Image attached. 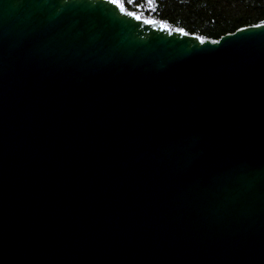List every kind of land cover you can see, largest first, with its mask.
<instances>
[{
  "label": "water",
  "instance_id": "95a60500",
  "mask_svg": "<svg viewBox=\"0 0 264 264\" xmlns=\"http://www.w3.org/2000/svg\"><path fill=\"white\" fill-rule=\"evenodd\" d=\"M128 11L0 0V264H264V26Z\"/></svg>",
  "mask_w": 264,
  "mask_h": 264
},
{
  "label": "trees",
  "instance_id": "16d2710c",
  "mask_svg": "<svg viewBox=\"0 0 264 264\" xmlns=\"http://www.w3.org/2000/svg\"><path fill=\"white\" fill-rule=\"evenodd\" d=\"M155 5L151 9L145 0H125L126 10L210 39L264 21V0H155Z\"/></svg>",
  "mask_w": 264,
  "mask_h": 264
},
{
  "label": "snow or ice",
  "instance_id": "6c2138e0",
  "mask_svg": "<svg viewBox=\"0 0 264 264\" xmlns=\"http://www.w3.org/2000/svg\"><path fill=\"white\" fill-rule=\"evenodd\" d=\"M126 2L128 4H131V3H133V0H126ZM109 3L118 7L121 12H125V0H109ZM145 3L147 5V7L151 8V9H154L156 7L155 0H145ZM137 7H139V5H137ZM126 14L128 16L134 17L136 20L142 19V16L140 14L133 12V11H128V12H126ZM144 23L155 24L156 21L153 19H145ZM262 26H264V21H261L260 25H255V27H262ZM161 27H163L165 30H168L170 28V26L165 22H161ZM174 31L184 33L183 28H176V29H174ZM200 39H201V42H203V38L201 37Z\"/></svg>",
  "mask_w": 264,
  "mask_h": 264
}]
</instances>
